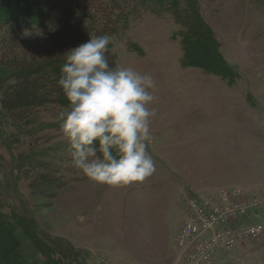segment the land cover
Wrapping results in <instances>:
<instances>
[{
	"label": "rangeland",
	"instance_id": "rangeland-1",
	"mask_svg": "<svg viewBox=\"0 0 264 264\" xmlns=\"http://www.w3.org/2000/svg\"><path fill=\"white\" fill-rule=\"evenodd\" d=\"M44 1L0 0V11L20 23L0 30V59L47 50L74 25L84 30L77 47L100 36L99 9L110 8V67L156 81L148 142L156 170L138 184L96 186L69 163L62 109L39 108L18 123L0 106V254L12 246L23 261L12 264H195L192 245L174 239L184 197L210 198L224 187L264 192V0H194L220 63L212 72L188 65V45L202 42L177 15L190 12L185 0H96L94 9L72 0L79 6L40 29L30 20ZM29 156L31 164H19ZM253 216L264 226V206ZM206 264H264V231L217 250Z\"/></svg>",
	"mask_w": 264,
	"mask_h": 264
},
{
	"label": "clouds",
	"instance_id": "clouds-1",
	"mask_svg": "<svg viewBox=\"0 0 264 264\" xmlns=\"http://www.w3.org/2000/svg\"><path fill=\"white\" fill-rule=\"evenodd\" d=\"M42 35V33H40ZM111 37L91 36L63 56L57 86L69 163L90 183L109 189L138 184L155 172L148 154L156 81L132 67H110Z\"/></svg>",
	"mask_w": 264,
	"mask_h": 264
},
{
	"label": "trees",
	"instance_id": "trees-1",
	"mask_svg": "<svg viewBox=\"0 0 264 264\" xmlns=\"http://www.w3.org/2000/svg\"><path fill=\"white\" fill-rule=\"evenodd\" d=\"M71 1L45 0L42 3L40 2L32 15L33 21L30 20V22L40 29L46 28L47 23L51 24L54 17L60 18L68 14L71 9L79 6L77 5L79 2L73 5ZM81 1L89 3L91 9H94L93 7L96 6L97 2L96 0ZM193 4L194 0H185V5H188L190 12L182 14L179 11L177 13L178 17H181V21L190 31L192 39L202 42V44H199L193 41L188 45V65L191 64V60L193 62L191 65L196 68L212 72L211 67H220V63L216 54L209 49V39L204 38L200 32L201 20H199L197 13H195ZM98 13L106 19L105 28L104 26L100 27L101 31L99 35L110 36L114 34L113 13L110 11V8L101 6ZM5 25L12 27L20 25V23H18L15 17L5 15L0 11V30ZM74 27L76 28L74 31L69 33L65 31L64 36L56 35L53 39V44H49L47 50L32 51L23 53L22 55L12 53L0 59V106L2 111L14 119V121L22 123L28 120L32 112L39 108L53 105L63 110L67 106L68 102L61 94L57 81L65 60L63 55L69 49L75 48V44L82 40L84 36V30L79 29V25H74ZM30 160V156L22 157L18 162L20 165L31 164ZM49 183L51 182H46V184ZM37 241L34 242L39 248ZM15 246L18 250V242L16 240ZM2 253V255L0 254V258L7 260L8 264L15 263L16 259L23 262L20 253L12 246L4 247ZM72 255L70 254V256Z\"/></svg>",
	"mask_w": 264,
	"mask_h": 264
},
{
	"label": "built area",
	"instance_id": "built-area-1",
	"mask_svg": "<svg viewBox=\"0 0 264 264\" xmlns=\"http://www.w3.org/2000/svg\"><path fill=\"white\" fill-rule=\"evenodd\" d=\"M188 194L184 197L186 215L174 239L184 249L192 245V256L200 255L195 264H206L217 250H229L242 239L264 231L260 222L251 223L254 209L264 206V192L245 195L234 187H224L210 198Z\"/></svg>",
	"mask_w": 264,
	"mask_h": 264
}]
</instances>
